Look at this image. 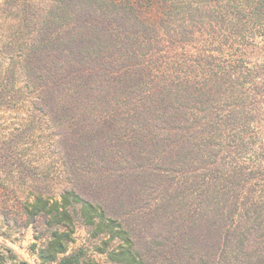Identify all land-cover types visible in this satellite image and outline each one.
<instances>
[{
  "label": "trees",
  "instance_id": "16d2710c",
  "mask_svg": "<svg viewBox=\"0 0 264 264\" xmlns=\"http://www.w3.org/2000/svg\"><path fill=\"white\" fill-rule=\"evenodd\" d=\"M207 18L198 0H0V162L29 179L25 139L49 123L62 155L60 190L21 202L27 225L49 228L37 264H102L68 253L76 217L109 236L112 263L148 264L115 198L150 201L170 264H264V144L251 136L264 100L239 72L205 70Z\"/></svg>",
  "mask_w": 264,
  "mask_h": 264
},
{
  "label": "rangeland",
  "instance_id": "374dc122",
  "mask_svg": "<svg viewBox=\"0 0 264 264\" xmlns=\"http://www.w3.org/2000/svg\"><path fill=\"white\" fill-rule=\"evenodd\" d=\"M199 9L207 24V15L215 21L213 29L203 26L201 35L202 50H212L213 62L206 71L212 74H221L225 69L239 72L238 76L246 83L241 86L244 93L256 94L264 100V6L260 0H198ZM257 112L258 124L255 135L251 132L252 139L264 144V103ZM37 117L47 119L41 113ZM17 116V115H12ZM45 136L38 130L34 135L25 139L27 142V160L32 162L25 179L21 173L12 172L10 166L0 162V254L7 257L3 264H19L27 261L30 264L39 262L32 244L41 245L48 238L49 228L44 224V219L37 218L35 226L27 225V216L21 202L29 194L37 190H45L50 194L57 193L65 184L61 149L50 139L49 135L58 132L51 123L43 125ZM32 140V142H29ZM65 168V167H64ZM151 193V192H149ZM93 200H102L103 194L87 193ZM154 195H150L152 198ZM124 199L127 195L122 196ZM113 205L112 212L118 214L124 225L132 232L136 248L145 256L148 264H170L163 249L156 248L153 241L160 236H152L153 228L147 218L150 212V201H141L133 207L124 205L118 198ZM123 199V200H124ZM143 206V207H142ZM115 208V209H114ZM111 212V211H110ZM113 213V214H114ZM76 230L73 241L69 245L68 253H80L84 257H92L102 264L112 263L106 253L99 248L108 235L95 236L91 227L85 225L79 217L75 220ZM42 235L39 239L35 234ZM162 238V236H161ZM118 244V240L109 242V250ZM11 249L12 252L9 250Z\"/></svg>",
  "mask_w": 264,
  "mask_h": 264
}]
</instances>
